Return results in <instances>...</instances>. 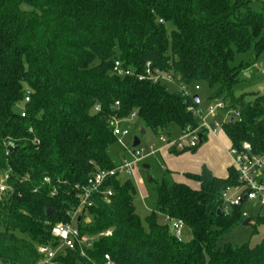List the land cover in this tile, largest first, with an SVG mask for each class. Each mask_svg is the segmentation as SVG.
Masks as SVG:
<instances>
[{"label":"trees","instance_id":"1","mask_svg":"<svg viewBox=\"0 0 264 264\" xmlns=\"http://www.w3.org/2000/svg\"><path fill=\"white\" fill-rule=\"evenodd\" d=\"M252 47L264 52V0H0V170H11L0 196V264H35L52 226L70 221L78 206L75 186L116 166L108 153L119 138L115 120L136 111L146 128L168 135L174 125L198 126L189 110L200 103L196 95L138 79L148 63L185 86L205 81L232 110L223 122L232 145L264 152V94L255 101L235 95L244 69L233 64L235 54ZM116 59L133 74H115ZM185 176L198 187L157 183L156 210L144 221L133 182L108 179L77 224L83 234H112L87 257L66 250L53 264H105V254L113 264H264V239L220 243L246 219L241 206L224 210L223 191L239 183L235 168L224 178L207 166ZM159 214L182 220L185 238Z\"/></svg>","mask_w":264,"mask_h":264},{"label":"built area","instance_id":"2","mask_svg":"<svg viewBox=\"0 0 264 264\" xmlns=\"http://www.w3.org/2000/svg\"><path fill=\"white\" fill-rule=\"evenodd\" d=\"M162 21V20H161ZM113 72L118 75H131L133 71L131 69H125L122 66V62L116 59L113 66ZM264 73V68L262 69ZM139 80H149L154 83H163L164 80H175V77L171 73L163 72L158 68H152L150 63L146 65L144 73L137 75ZM195 89L198 90L199 86L196 85ZM185 95L192 96L187 90H182ZM30 101V93L28 92L25 97V102ZM119 105V102L116 103ZM225 108V104L220 102L215 108H210L207 114H204L198 107L189 106V110L193 112L199 118V124L197 127L188 125L183 129V136L178 139L168 141L165 136L161 138L162 142L168 148H175L179 151L191 150L196 148L201 141H203L204 135H215L223 129V124L215 123L212 128L207 123V119L215 117L216 114ZM99 110V107H96ZM135 113H133L134 115ZM239 115V112H236ZM21 116H27L25 108L21 110ZM122 119L115 120L114 134L118 137L125 136L129 132L126 128H121L118 122ZM133 148V160L124 159L116 166L104 169L98 168L93 174L90 175L85 185H76L75 190L79 196V204L76 208L68 211L70 221L58 222L51 228L52 242L48 244H42L38 246V253L40 258L35 264H53L56 256L62 251L75 250L79 248L81 256L87 257V250L92 248L94 242L100 237H107L112 234L111 230H105L97 235L83 234L75 223L82 220V215L85 210L93 206L95 203V194L101 191V188L108 179L118 177L121 174L131 175L132 167L139 162L144 156L142 151ZM230 154L233 157V167L238 173L239 183L233 186H228L222 193V199L224 203V210L228 212L232 207L241 206L242 216L248 218L247 207L245 205L248 202H257L261 206L264 205V152H255L253 146L245 142L240 147L231 146ZM4 178L0 181V196L4 194L8 188V181L11 178V170L5 171ZM45 182H50L49 178H45ZM56 190V189H54ZM105 198L112 196L113 191L111 188H107L103 191ZM230 192L233 193L231 198ZM230 204V206L228 205ZM172 227L174 235L182 240L185 238V225L180 219H173L167 217ZM55 243V244H53ZM105 264H113L112 258L109 254H105Z\"/></svg>","mask_w":264,"mask_h":264},{"label":"rangeland","instance_id":"3","mask_svg":"<svg viewBox=\"0 0 264 264\" xmlns=\"http://www.w3.org/2000/svg\"><path fill=\"white\" fill-rule=\"evenodd\" d=\"M169 29L171 31L172 27L169 26ZM233 64L244 66L240 74V81L235 86V95L240 96L244 94L246 101H255L259 95H263L264 73L262 69L264 68V52L257 55L254 47L246 52H237ZM163 83L171 92H181L183 89H187L192 95H198L200 100L198 108L201 109L204 114H207L210 108H215L218 103L223 101L222 98L212 97L214 90L211 89L205 81H199L190 86H185L178 80V77L175 76L174 81L164 80ZM195 85L199 86L198 90L195 89ZM230 111L232 110H228L227 108L221 110L215 117L208 118L207 123L212 128L216 122L222 125L226 117H231ZM118 125L121 128H126L129 133L125 136H120L118 140L108 148V153L113 163L119 164L124 159L133 160L132 143L135 136H138L141 140L140 145L135 148L137 149L136 152L144 149V151H142V156L144 157L132 167V174H121L119 176V179H129L133 182L136 188L134 202L135 210L142 221H144L152 211L156 210L157 183L165 181L168 184H173L180 180L186 182V178L182 173L180 177L177 172L174 171L175 168L171 162L172 157L166 155L168 147L161 140L163 136H165L168 141L178 139L183 136L184 132L179 126L174 125L169 135L159 132L156 133L144 126L136 111L134 115L132 113L128 117L120 120ZM142 129L146 131L144 135L141 134ZM217 136L221 137V139L223 138L221 134H217ZM211 137L212 135L209 134L208 140H211ZM222 141L225 142L224 139H222ZM206 144L207 141L203 142L198 148L204 147ZM187 154H191V151H185L181 155L185 156ZM144 164H148L149 168L145 169L143 167ZM182 167H184V164L181 163V168ZM5 173V170H0V181L4 178ZM148 176H151V180L148 179ZM229 196L233 198L234 195L230 192ZM228 205L230 206L229 203ZM245 207H247L249 218H253V220L248 225L240 223L234 226L221 237V244L231 243L235 246L245 244L255 246L264 239V223H257L258 217H264V205L261 206L257 202H248ZM158 218L161 223L168 224L172 230L170 222L165 215L159 214ZM74 225L78 226L77 223ZM189 237L190 236L186 238Z\"/></svg>","mask_w":264,"mask_h":264},{"label":"crops","instance_id":"4","mask_svg":"<svg viewBox=\"0 0 264 264\" xmlns=\"http://www.w3.org/2000/svg\"><path fill=\"white\" fill-rule=\"evenodd\" d=\"M217 134H221L223 137L222 139H224L225 142L222 141L221 137H218ZM217 134H215L214 137L211 134V140H208L209 134L207 133V140H205L207 141V144L204 147L197 148L194 152L191 151V154H187L185 156H182V153L177 154L172 152L168 148V150H166V155H168V157H172L171 162L175 168L174 171L181 177V173L184 176L187 172L199 173L204 166H207L217 177H227L228 169L233 166V157L230 154L232 142L223 129ZM202 144L203 141L200 142L199 146ZM181 163L184 164V167L182 168ZM185 178L186 182L181 180L177 182H184L194 188L198 187V183L188 179L186 176Z\"/></svg>","mask_w":264,"mask_h":264},{"label":"water","instance_id":"5","mask_svg":"<svg viewBox=\"0 0 264 264\" xmlns=\"http://www.w3.org/2000/svg\"><path fill=\"white\" fill-rule=\"evenodd\" d=\"M195 100L196 102L198 103L199 102V97L198 95H196L195 97ZM145 129H142L141 131V134L144 135L145 134ZM141 143V140L138 136H135L134 139H133V143H132V147L135 149L137 146H139ZM9 149H12V146L9 147ZM143 167L145 169H148L149 168V165L148 164H144ZM148 179L151 180V176H148ZM52 213H55V210L54 209H48L47 210V214H52ZM218 213H221V210L218 211ZM252 218H246L244 221H243V225H248L250 223Z\"/></svg>","mask_w":264,"mask_h":264}]
</instances>
